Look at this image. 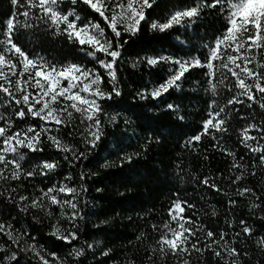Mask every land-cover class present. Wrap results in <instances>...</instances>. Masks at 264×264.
I'll return each mask as SVG.
<instances>
[{
    "label": "snow or ice",
    "instance_id": "1",
    "mask_svg": "<svg viewBox=\"0 0 264 264\" xmlns=\"http://www.w3.org/2000/svg\"><path fill=\"white\" fill-rule=\"evenodd\" d=\"M159 3L160 0H10V9L0 10L6 17L0 19V107L3 108V114H0V183L22 184L37 177L40 184L44 179L51 180L61 167L57 158L60 154L70 168L82 165L78 180L69 173L57 183L42 187L33 184L36 191L32 194H21L18 184L0 191V202L31 215L38 224L43 222L38 213H43L50 221L49 235L66 245H72L80 238V223L87 217L88 181L97 175L84 169L100 155L107 125L119 127L116 122L120 114H109L106 109L122 108L124 93L117 66L123 60L124 46L128 43L124 36L137 35L144 25L165 36L172 32L177 35L170 45L175 51L138 55L132 62L133 68L140 62H146L149 68L161 64L169 67L162 82L154 83L151 89L145 86L136 95L141 100L150 98L159 104L172 90L182 89V81L191 71L207 68L205 94L210 92L212 97L207 103V116L201 122V131L186 140L184 147L195 148L204 135H211L217 141L213 147L232 157L229 171L239 172L234 178L228 177L234 185L243 182L246 172L255 176L258 166L264 169V0H177L169 5L163 16L151 19L150 13L159 7ZM81 5L90 12L81 15ZM205 13L215 15L217 20L223 19L208 40L196 31L201 26L197 22ZM22 32L40 42L63 38L85 59H90L88 63L61 62L41 52H29L19 42ZM179 52L185 55L180 56ZM105 83L110 87L106 89ZM221 86L226 94L231 93L224 104L217 99L221 96ZM241 104H246L249 109L258 106L261 113L259 123L253 117L240 116L245 122L252 119V123H246L240 129L239 138V143L252 158L249 165L244 163L245 157H237L234 151L221 146L230 131L233 114L240 111L236 106ZM166 109L179 111V105L169 103ZM178 118L184 119L183 115ZM124 123L127 127L129 120ZM68 127L73 129L69 136L79 137L78 145L62 138V130ZM251 130H256L257 135H250ZM45 137L47 147L55 149L57 157L44 154ZM156 139L159 142V138ZM151 140L149 136L148 141ZM139 155V152L121 154L120 166L123 167L125 162L131 164ZM101 167H109L108 161L105 160ZM178 179L183 181L185 177L178 175ZM193 180L198 187L222 191L208 176L203 179L194 176ZM235 195L251 196L260 201L252 203L251 210L261 209L264 203V198L250 187L238 186ZM228 204L231 207L237 201L230 199ZM185 207L194 209L195 205L181 200L177 193L168 209L171 220L164 224L166 231L161 232L151 246L149 261H154L157 255L166 259L171 254L179 258V264H190L192 253L203 257L211 251L218 264H247V250L229 243L223 230L217 234L207 229L202 221L185 216ZM212 215H216L214 210ZM260 218L264 220V216ZM53 220L55 223H51ZM62 220L67 224L66 228L61 226ZM172 222L176 227L171 226ZM239 225L237 238L243 235L246 240H251L255 236L247 221L241 219ZM228 226L233 227L232 224ZM152 228L159 232L157 225L153 224ZM199 232L205 234L203 243ZM0 234L7 237L5 244L0 246V264H20V254L29 252L35 264H65L55 251H48L37 243L28 244V240L35 241L36 237L23 230L17 233L11 220H0ZM143 238L141 233L137 241ZM256 244L264 251V237ZM93 247V244H87L88 249ZM85 251L83 246L72 247L69 256L78 264ZM108 254L107 251L101 253L103 256Z\"/></svg>",
    "mask_w": 264,
    "mask_h": 264
},
{
    "label": "trees",
    "instance_id": "2",
    "mask_svg": "<svg viewBox=\"0 0 264 264\" xmlns=\"http://www.w3.org/2000/svg\"><path fill=\"white\" fill-rule=\"evenodd\" d=\"M176 2L177 0H160L159 7L150 13V18L156 19L163 16L169 5ZM80 7L81 15L90 12L86 6ZM9 9L10 0H0V10ZM4 18L6 17L0 14V19ZM100 23L103 26L102 20ZM222 23V18L217 20L215 15L205 13L204 17L197 22L201 26L196 31L198 35H203L205 40H208ZM107 31L110 32V29ZM176 35L177 33L172 32L165 36L153 32L148 25H144L137 35L124 36L128 43L124 46L123 60L117 66L119 79L122 81L120 87L124 93L121 98L122 108L106 109L109 114H120L116 122L119 127L113 124L107 125V136L99 149L100 155L84 169L86 172L97 173V175L88 181L86 196L88 205L85 209L87 217L80 223L78 240L72 245H66L49 235L50 221L44 218L43 213H38L43 220L38 224L33 221L31 215H25L17 208L0 202V220H11L17 233L23 230L36 237L35 241L28 240V244L37 243L48 251H55L65 264H77L69 253L72 247L81 246L85 247L86 251L85 255L80 257L78 264H133V261L134 264H179V258L171 254L166 259L159 255L154 261H149L147 258L151 254V246L159 239V234L166 231L164 224L171 220L168 209L178 193L181 200H188L195 205L194 209L185 207V216L192 217L198 222L202 221L207 229L217 234L223 230L229 243H234L238 249L248 251L247 264H264V251L258 249L256 244L257 240L264 237V220L260 218L264 216V203L261 209L251 210L252 203H260V201H255V198L251 196L235 195L238 186L250 187L264 198V169L258 166L255 176L246 172L243 182L234 185L230 183L228 177L234 178L239 172L235 169L229 171L232 157L227 156L220 148L213 147L217 141L213 140L211 135H204L202 140L196 143L195 148L184 147L186 140L201 131V122L207 116V103L212 98L210 92L205 94V89L208 88L205 79L207 68H196L191 71V74L182 81V89L172 90L159 104L150 98L141 100L136 95L145 86L151 89L154 83L162 82L169 67L161 64L155 68H149L146 62H140L133 68L132 62L138 55L143 57L161 53V50L169 53L175 51L170 45L174 42ZM19 42L29 52H41L50 59L55 58L61 62L88 63L90 59H85L63 38L57 40L48 38L40 42L22 32ZM177 54L185 55L184 52ZM108 87L110 85L105 83V88ZM229 95L231 93L226 94V90L221 86L218 102L226 103ZM173 102L179 105V111L166 109V105ZM236 107L240 111L238 114H233L230 131L225 135L221 146L234 151L237 157H245L244 163L249 165L252 158L248 150L239 143V138L240 129L246 123H252V119L245 122L240 119V116L253 117L259 123L261 113L258 106L249 109L246 104H241ZM10 113L11 110H9ZM0 114H3L2 107H0ZM181 115L184 117L183 120L178 118ZM76 119L78 122V114ZM126 119L129 120L127 127L124 123ZM72 131V127H68L62 130L61 136L67 143L78 145L79 137L68 135ZM250 135H257L256 130H251ZM149 136L152 137L151 142L148 141ZM156 138H159V142ZM137 152L140 155L134 157L131 164L125 162L123 167L120 166L121 154ZM44 154L57 157L55 149L47 147L46 137ZM62 155L57 157L61 163V167L57 170L58 175H53L51 180L44 179L40 184V178L37 177L36 180H26L22 184L21 182L0 183V191L17 187L19 184L21 194H32L36 191L33 184L42 187L57 183L69 173L76 176L78 180L82 165L70 168L68 163L63 161ZM105 160L109 163L107 168L101 167ZM29 166L25 165V167ZM178 175H183L185 179L179 180ZM194 176L200 179L208 176L220 186L222 191L216 192L204 186L198 187L193 180ZM98 188L101 191L98 192ZM230 199H235L237 204L230 207L228 204ZM83 202L84 197L81 198V203ZM213 210L216 212L215 216L212 215ZM241 219L247 221L255 232L251 240H246L243 235L236 237V233L240 231ZM51 223H55V220ZM153 224L157 225L159 232L153 230ZM229 224L233 227H229ZM61 226L66 228L67 224L62 220ZM171 226L176 227L174 222ZM141 233L144 234V238L137 241V236ZM198 236L203 243L205 234L199 232ZM6 241L7 237L0 234V246H3ZM21 243L23 245V241ZM87 244H93L94 247L88 249ZM104 251L109 253L108 256L101 255ZM48 258L51 259V257ZM19 260L20 264H35L31 252L27 255L21 253ZM190 264H218V261L211 251H207L203 257L192 253Z\"/></svg>",
    "mask_w": 264,
    "mask_h": 264
}]
</instances>
